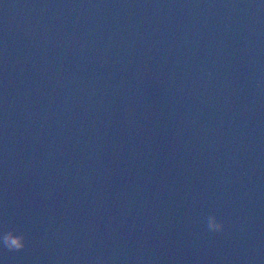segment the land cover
<instances>
[{
	"label": "water",
	"instance_id": "water-1",
	"mask_svg": "<svg viewBox=\"0 0 264 264\" xmlns=\"http://www.w3.org/2000/svg\"><path fill=\"white\" fill-rule=\"evenodd\" d=\"M9 230L0 264H264V0H0Z\"/></svg>",
	"mask_w": 264,
	"mask_h": 264
},
{
	"label": "clouds",
	"instance_id": "clouds-1",
	"mask_svg": "<svg viewBox=\"0 0 264 264\" xmlns=\"http://www.w3.org/2000/svg\"><path fill=\"white\" fill-rule=\"evenodd\" d=\"M207 227L210 231H224L225 225L215 214L207 217ZM4 247L11 251H19L27 246V237L23 233L17 234L15 230H9L0 237Z\"/></svg>",
	"mask_w": 264,
	"mask_h": 264
}]
</instances>
